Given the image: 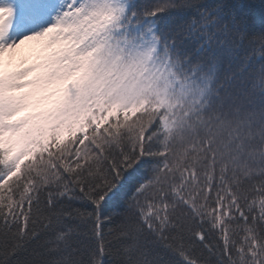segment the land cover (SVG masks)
<instances>
[{
	"label": "snow or ice",
	"instance_id": "snow-or-ice-1",
	"mask_svg": "<svg viewBox=\"0 0 264 264\" xmlns=\"http://www.w3.org/2000/svg\"><path fill=\"white\" fill-rule=\"evenodd\" d=\"M0 264H264V0H0Z\"/></svg>",
	"mask_w": 264,
	"mask_h": 264
},
{
	"label": "rangeland",
	"instance_id": "rangeland-1",
	"mask_svg": "<svg viewBox=\"0 0 264 264\" xmlns=\"http://www.w3.org/2000/svg\"><path fill=\"white\" fill-rule=\"evenodd\" d=\"M32 45L31 44H25L23 46H20L18 49L15 50V53L12 54L14 56V60L18 61L23 56L28 55L30 52ZM9 54H6V58Z\"/></svg>",
	"mask_w": 264,
	"mask_h": 264
},
{
	"label": "trees",
	"instance_id": "trees-1",
	"mask_svg": "<svg viewBox=\"0 0 264 264\" xmlns=\"http://www.w3.org/2000/svg\"><path fill=\"white\" fill-rule=\"evenodd\" d=\"M252 2H254L256 4L257 12H258V10H259V0H252Z\"/></svg>",
	"mask_w": 264,
	"mask_h": 264
},
{
	"label": "bare ground",
	"instance_id": "bare-ground-1",
	"mask_svg": "<svg viewBox=\"0 0 264 264\" xmlns=\"http://www.w3.org/2000/svg\"><path fill=\"white\" fill-rule=\"evenodd\" d=\"M21 46H23V45H21Z\"/></svg>",
	"mask_w": 264,
	"mask_h": 264
}]
</instances>
